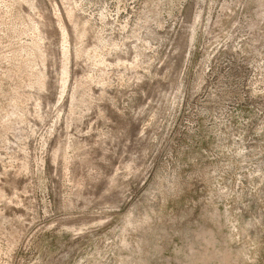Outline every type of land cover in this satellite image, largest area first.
Returning a JSON list of instances; mask_svg holds the SVG:
<instances>
[{
	"label": "rangeland",
	"instance_id": "obj_1",
	"mask_svg": "<svg viewBox=\"0 0 264 264\" xmlns=\"http://www.w3.org/2000/svg\"><path fill=\"white\" fill-rule=\"evenodd\" d=\"M0 264H264V0H0Z\"/></svg>",
	"mask_w": 264,
	"mask_h": 264
}]
</instances>
